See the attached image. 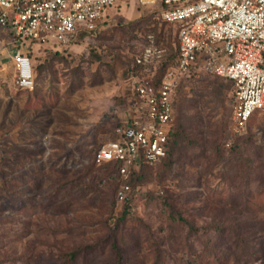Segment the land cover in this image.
I'll return each instance as SVG.
<instances>
[{"label":"rangeland","instance_id":"374dc122","mask_svg":"<svg viewBox=\"0 0 264 264\" xmlns=\"http://www.w3.org/2000/svg\"><path fill=\"white\" fill-rule=\"evenodd\" d=\"M161 1L115 0L66 49L0 39L35 69L32 90L12 63L0 71V264H264V110L238 129L231 81L200 69L183 82L170 156L125 200L116 167L96 161L134 115L146 38L176 57Z\"/></svg>","mask_w":264,"mask_h":264},{"label":"built area","instance_id":"2783aa9c","mask_svg":"<svg viewBox=\"0 0 264 264\" xmlns=\"http://www.w3.org/2000/svg\"><path fill=\"white\" fill-rule=\"evenodd\" d=\"M114 3L0 0V39L10 38L8 44L17 48L24 41L45 50L66 49L79 37L96 31ZM160 19L177 29V56L157 77L158 69L168 62V53L159 47L154 34L146 38L136 56L142 75L135 77L134 115L116 128L114 140L96 152L98 163L119 165L120 200L131 192L135 168L141 163L156 165L167 157L177 89L197 68L233 83L238 129L245 128L255 113L264 110V0H162ZM9 62L14 66L17 86L34 89L31 56L20 50L8 56L0 46V71Z\"/></svg>","mask_w":264,"mask_h":264},{"label":"trees","instance_id":"16d2710c","mask_svg":"<svg viewBox=\"0 0 264 264\" xmlns=\"http://www.w3.org/2000/svg\"><path fill=\"white\" fill-rule=\"evenodd\" d=\"M81 37H83V36H81ZM81 37H80V38H81ZM156 38H157V36H156ZM157 43H158L159 47H163V46H164L163 44H161L162 42H161L158 38H157ZM56 51H57V50H56ZM168 53H169V52H168ZM175 56H177V48H176V54H175ZM175 58H176V57H175ZM175 58H173V57L170 55V53L167 55L168 62L165 63L164 66H163L162 68H159V69H158V71H157V77L160 78L161 75H162L163 73L166 72V70L168 69L169 65L175 60ZM200 69H201V68H197L196 71H199ZM196 71H195V72H196ZM141 75H142V69H141V67H140L139 65L136 64V57H135L134 63H133V65H132V69L130 70V77H131V76H132V77H137V76H141ZM185 80H187V78H183V80H182L180 86L183 84V82H184ZM180 86L178 87V89L180 88ZM233 88H234V85H233ZM178 89H177V92H178ZM176 96H177V93H176ZM133 99H134V96H133ZM175 106H176V100H175ZM174 126H175V125H174ZM174 133H175V132H174V128H173V130H172V132H171V134H170V146H169L168 155H167V157H166L165 159H167V158L170 156L171 146H172V143L174 142V138H175ZM165 159H164V160H165ZM106 164H109V165H112V166L116 167L115 175H116V177L120 178L119 175H118V168H119V165L116 164V163H113V162L106 163ZM147 166H149V165L144 164V163H141L140 166H138L137 168L134 169L133 174H132V178H133L136 174H138L140 171H142V169H143L144 167H147ZM132 178H131V179H132ZM120 180H121V179H120ZM130 182H131V180H130ZM121 183H122V181H121ZM120 185H121V184H120ZM119 187H120V186H119ZM117 256H118L119 264H121V263H122V256H121V254H120L119 252L117 253Z\"/></svg>","mask_w":264,"mask_h":264}]
</instances>
